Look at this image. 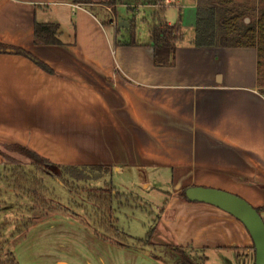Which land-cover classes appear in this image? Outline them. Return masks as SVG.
I'll return each mask as SVG.
<instances>
[{"label":"crops","instance_id":"obj_1","mask_svg":"<svg viewBox=\"0 0 264 264\" xmlns=\"http://www.w3.org/2000/svg\"><path fill=\"white\" fill-rule=\"evenodd\" d=\"M81 1L0 0V43L29 53H0V148L24 146L58 166L129 170L146 188L152 173L168 171L174 191L163 214L173 215L163 228L177 245L225 264L249 260L242 251L253 243L239 220L179 195L221 190L264 213L257 49L197 48L198 0H173L161 12L149 0ZM159 20L181 32L174 63L161 67L150 32ZM36 23L59 25L61 45H35Z\"/></svg>","mask_w":264,"mask_h":264},{"label":"rangeland","instance_id":"obj_2","mask_svg":"<svg viewBox=\"0 0 264 264\" xmlns=\"http://www.w3.org/2000/svg\"><path fill=\"white\" fill-rule=\"evenodd\" d=\"M259 3L260 12L264 10V0H259ZM118 13V16H124L126 10L119 9ZM121 24L125 25L127 22L121 21L118 24L119 29L122 28L125 33L126 28L121 27ZM140 29L142 37L148 38V25H140ZM0 152L19 162L26 173L43 180L44 186L54 196L47 197L48 201L52 199L55 203L60 202L62 206L73 208L74 212L81 216H50L65 219L61 224L47 218L38 220V213H30L34 205L33 200L9 185L10 171L15 166L0 155V249H3L4 254L9 251L17 264H169L165 246L178 245L163 228L164 220L173 215V212L169 210L168 213L161 214L174 191L168 171L157 172L162 174L158 179L152 173L148 188L129 170L113 171L101 181L88 185L77 184L71 193L51 175L36 173L28 159L15 152H8L3 147ZM153 178H156L158 183H155ZM105 183L114 186L116 192L126 197L122 199L123 205L120 208L116 203L113 209L118 220L117 227L128 238L130 248L104 242L93 231L95 217L83 188H103ZM131 196L134 198L129 199ZM53 206L55 205H51ZM32 216L38 222L28 230H23L22 234L17 233V229L21 228L18 226ZM261 216L264 218V213H261ZM152 229H155L152 238L155 247L145 248L144 252H140L142 250L141 246L136 245L137 240H145ZM252 247L253 244L249 250L242 251V255L248 253L249 260L240 254L235 260L236 263L232 264H254L255 253ZM200 255L201 253H195L194 257ZM206 256L209 257L207 264H225L224 257L214 253H208ZM0 259L5 260L3 255Z\"/></svg>","mask_w":264,"mask_h":264},{"label":"trees","instance_id":"obj_3","mask_svg":"<svg viewBox=\"0 0 264 264\" xmlns=\"http://www.w3.org/2000/svg\"><path fill=\"white\" fill-rule=\"evenodd\" d=\"M73 1L75 3H83L81 0ZM149 1L160 5V12L165 10V0ZM252 2L254 0H198L194 45L197 48L257 49L259 84L264 89V10L260 11L257 16L256 7L252 5ZM115 4L116 0H110L105 3L108 7ZM246 20L249 22H246ZM102 24L105 26L108 22L104 21ZM130 30L134 33L133 24H131ZM150 32L155 50L154 64L159 67L172 65L174 63L176 44L181 38L180 29L175 26H169L159 20L158 24L154 25ZM59 34L60 28L57 24L36 23L34 26V44L37 46H59L61 45ZM131 43H134V40ZM8 49H13L19 55H29L21 48L0 43V53H4ZM262 92L264 94V90ZM3 148L8 152H15L28 159L36 173L51 175L71 193L77 184L88 185V183L98 182L113 172L111 167L104 166L87 168L58 166L24 146L5 145ZM0 155L15 166L10 171L9 185L33 200L34 205L30 213H38V220L56 214L70 215L72 218L80 216L71 207L62 206L60 202L55 203L52 199L48 201L47 197L53 196V194L44 186L43 180L31 173H26L20 163L9 155H5L3 152H0ZM83 192L87 194V201L92 205L95 217L93 219V231L96 236L104 242L117 247L130 248L128 238L117 227L118 220L115 217V209H113V205H116V203L118 208H120L123 205L122 199L126 197L116 192L114 186L107 183H105L103 188L91 186L83 188ZM179 196L185 202H189L185 191L181 192ZM133 198V196L129 197V199ZM51 205L55 206L51 207ZM257 211L260 215L263 212L262 209H257ZM161 214H163V210H161ZM37 222L36 218L32 216L18 226L21 228L17 229V233L22 234L23 230H28L30 226H34ZM154 232L155 229H152L147 238L145 240H137L136 245L141 246L140 249L142 250L154 248L155 244L152 243ZM165 248L164 251H166L169 264H206L208 261L207 256L204 254V249L176 245H167ZM252 249L254 250V246ZM195 253H201V255L194 257ZM1 254L5 260L0 259V264H17L9 251L4 254L3 249H0V257L2 256Z\"/></svg>","mask_w":264,"mask_h":264},{"label":"water","instance_id":"obj_4","mask_svg":"<svg viewBox=\"0 0 264 264\" xmlns=\"http://www.w3.org/2000/svg\"><path fill=\"white\" fill-rule=\"evenodd\" d=\"M128 26L121 24V27ZM185 195L189 202L214 206L239 220L252 240L255 264H264V221L256 208L234 194L216 189L191 187L185 191Z\"/></svg>","mask_w":264,"mask_h":264},{"label":"built area","instance_id":"obj_5","mask_svg":"<svg viewBox=\"0 0 264 264\" xmlns=\"http://www.w3.org/2000/svg\"><path fill=\"white\" fill-rule=\"evenodd\" d=\"M173 0H165L164 4L165 6H170L172 4Z\"/></svg>","mask_w":264,"mask_h":264}]
</instances>
